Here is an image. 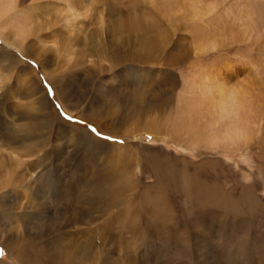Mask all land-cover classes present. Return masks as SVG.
I'll return each mask as SVG.
<instances>
[{"label":"rangeland","instance_id":"obj_1","mask_svg":"<svg viewBox=\"0 0 264 264\" xmlns=\"http://www.w3.org/2000/svg\"><path fill=\"white\" fill-rule=\"evenodd\" d=\"M12 1L0 264H264V0Z\"/></svg>","mask_w":264,"mask_h":264},{"label":"bare ground","instance_id":"obj_2","mask_svg":"<svg viewBox=\"0 0 264 264\" xmlns=\"http://www.w3.org/2000/svg\"><path fill=\"white\" fill-rule=\"evenodd\" d=\"M16 3V2H15ZM14 3V4H15ZM6 9L7 14L10 13L13 10V1L10 0L9 4L5 5L4 7ZM4 30V29H3ZM3 35V34H2ZM14 35V34H13ZM13 42V41H12ZM20 43V42H19ZM11 44V43H10ZM22 47V46H21ZM23 48V47H22ZM223 80V79H222ZM221 80V81H222ZM224 82V81H223ZM221 82V83H223ZM220 83V82H219ZM220 83V84H221ZM224 84V83H223ZM222 84V85H223ZM219 85V84H218ZM221 86V85H220ZM219 87V86H217ZM223 87V86H222ZM230 88V87H228ZM217 101L215 102V106L219 109V110H226L228 107L229 108H233V106H241V102L240 99L238 98L237 95H235V92H231L228 91L227 89H221V88H217ZM225 112V111H223ZM230 112V111H228ZM226 113V112H225ZM232 113V112H230ZM233 114V113H232ZM237 121V120H236ZM235 131V130H234ZM80 132V131H79ZM236 132V133H235ZM233 134V137L236 136V134L239 133V130L236 129V131ZM242 133V132H241ZM240 136V134L238 135ZM36 228V227H35ZM29 256L28 252L26 250L23 249L22 254L18 257V255L16 256V259H14L15 264H39L38 261H36L35 259H33L32 257H27ZM41 256H43L41 254ZM18 257V258H17ZM27 258L26 261H24V259ZM44 260L47 261V264H52L47 256H43L42 257ZM32 259V260H31ZM43 264H46V262H44Z\"/></svg>","mask_w":264,"mask_h":264}]
</instances>
